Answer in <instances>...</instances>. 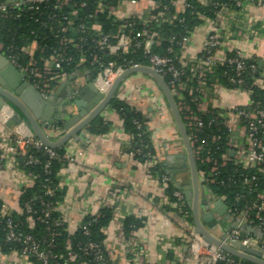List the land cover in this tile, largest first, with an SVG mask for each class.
<instances>
[{
    "label": "built area",
    "instance_id": "built-area-1",
    "mask_svg": "<svg viewBox=\"0 0 264 264\" xmlns=\"http://www.w3.org/2000/svg\"><path fill=\"white\" fill-rule=\"evenodd\" d=\"M146 1H150L146 11L134 10L126 13L130 7H137L141 1L115 0L114 2H109L108 0H93L94 15L108 12L119 22L124 17H132L142 27L137 34V37L141 39L135 40L127 36L125 32L126 25L123 23L118 29V35L111 42L108 36L101 34L100 25L93 23L90 30L96 35V39L92 42L101 51L100 53L109 57H117L129 53L132 49H142L146 58V65L132 62L120 64L115 60L103 63V55H92L91 64L97 65L95 74L91 78L94 88L100 94L105 95L115 79L124 71L140 66L149 67L162 78L168 76L170 79L166 85L173 92V95L179 99L176 107L179 115L180 113L183 114L185 129L189 130L187 138L193 159H199L201 163L210 162L208 158H201L203 146L196 145L198 140L197 132L205 126L202 117L205 114L212 113L210 109H215L214 117L208 124L220 120L221 125L229 132L225 154L222 157L220 166L227 162H232L234 165H240L244 168L257 167L264 174V107L253 105L248 99L249 89L245 86L244 79V74L247 71L254 75L256 67L254 64L247 65L245 62L247 59L236 47L237 41L257 43L263 39L264 27H258L253 23L252 10L254 8L264 9V0H195L202 7L208 6L210 15L196 12L201 23L188 36L184 37L181 42L176 43L180 47L179 53L175 52L171 44L167 48V53L163 55L152 52V47L159 45V37L155 26L160 22L172 24L177 21L182 23L183 19L178 16L183 14L190 5L187 0H171L170 5H160V3L153 0ZM51 4H53L52 9L59 12V14L53 15L50 19L53 23L59 21L55 28L59 29L62 34H66L60 37L59 45L72 44L73 47L79 50L75 35L76 33L82 34L86 28L84 24L75 25L73 18H76L86 7V1L76 4L71 0H0V19L9 18L11 16V8H18L19 13L15 15L18 18L23 11H37L40 5L48 6ZM65 6L69 8L67 14L61 12ZM156 7H159L160 10L155 13L151 12ZM123 12L125 13L123 14ZM56 16H60V18L58 19ZM208 27L210 28L208 29ZM195 34H198V37L201 38L200 51L189 62L192 66L190 69L191 75L185 81H182L184 67L187 66L188 62L180 58V51ZM78 39L81 43H86L87 41V38L83 36H79ZM173 41L174 37L170 39V43ZM45 52L46 48L41 46L38 41L24 40L21 48V54L24 59H20L17 56L8 55L4 45L0 42V55L25 77L43 100L49 99L54 84L61 83L69 77L65 72V65L73 61V58L64 51H53V53L48 55H45ZM175 60L178 61L179 66L175 65ZM84 62L85 58L81 54L78 62L73 66L74 74L80 71L79 67ZM218 67H228L230 70V74L224 73L228 84L227 87L217 82L205 83L206 77L213 74ZM193 77L196 80V92L198 95L186 102L184 94L187 91V84L192 83ZM252 86L264 87V76H260L256 80L254 78ZM221 88L244 93L246 104L232 109L219 108L215 104L210 105L214 103L213 97L217 96ZM137 91L138 88H131L129 91L124 90L122 92L117 90L115 96L119 100L128 103L131 93ZM142 92L144 91L142 90ZM145 92L147 93V91ZM75 95L76 92L72 91L69 98L73 99ZM149 102L157 114L163 113L167 108L166 101H158L155 97H149ZM190 104L194 105V108ZM13 115V110L8 106L0 108V224L1 222L3 223L2 239L4 244L14 245L10 247L8 252L3 251L0 245V259L15 256L18 260L27 264H33V259L41 264H50V259H54L58 264H90L80 260L78 253L72 247L70 239L65 241L63 253L58 255L51 254L47 249L52 247L51 241L46 246H42L31 234H22L17 229L13 217L14 214H25L27 227L33 230L34 220L47 224L50 214L57 213L60 219L53 220L51 225H48L45 230L53 239L58 236V233L51 231V227H63L64 231L72 234L81 226L84 217L90 216L93 219H97L100 216V210L106 208L111 211L112 220L116 223L118 240L124 248L123 264H157V260H153L142 237L137 236L135 232L130 233L128 237L123 235L122 222H118L121 215L122 196L115 191L110 190L105 194L97 191L93 193L92 204L95 209H83L80 213V220L75 224H68L70 203H67L64 198L54 206L46 205L40 212L41 215L32 218L36 211L33 210L32 205L28 201L21 204L19 198L24 190L38 179V174L30 169H22L21 166L32 167L39 164L38 158L32 155L33 151H40L48 157V160H63V169L57 174L60 179L58 187L62 188L65 185L62 181L63 176L77 175L78 159L83 152L79 150L74 153L69 149H65L62 155H58L53 148L43 145L38 139L34 138V134L23 123L8 125ZM146 118L148 126L149 118ZM45 127L60 133L64 130L63 127L57 125L46 124ZM81 133L86 141L92 136L86 128H83ZM233 134H237L239 137V140L237 142L234 141V144L232 143ZM137 153H139V150L135 151V154ZM129 154L132 156L134 153L129 152ZM144 157V162L137 163L146 178L157 185L162 194L161 205L176 212L179 216L182 231V235L179 237L182 240L181 246L178 248L177 254L174 255V259L172 261L168 260L166 264H170V262L173 264H216L219 262L241 264L240 261L243 260L235 257L238 261H234L232 259L234 256L226 253L220 247L205 241L201 235L196 233L193 223L188 219L189 212L183 210L185 199L182 193L174 191L168 195L166 190L170 179L166 176L158 177L152 175V169L158 163L155 155L146 154ZM48 163V161L45 163V167ZM218 167L213 163L206 178L202 174H197V177L204 194L212 201L222 200L228 206L232 217L231 221L233 223L226 222L221 225L222 233L219 239L226 245L237 242L247 248L264 250V231L261 223L262 214H264V193L259 192L251 206L244 207L239 212L238 217L234 218L231 207L226 203L225 199L213 196L211 191L207 189L208 184L215 182ZM254 180V177L245 179L247 188H251ZM45 191L47 195H51L49 189ZM3 193L9 194L10 199L2 198L1 194ZM241 197L236 196L235 201L237 202ZM250 211H255L254 219L260 221L259 224L253 225L252 220L249 219ZM147 216L148 212L143 209L139 210L134 216L137 219H143V226L140 230L145 227ZM164 223L167 224L168 221L165 220ZM84 234H88V230L85 227ZM79 249L84 255H92L93 264H107V261H112L113 255L111 252L107 250L104 252L96 243L89 242Z\"/></svg>",
    "mask_w": 264,
    "mask_h": 264
},
{
    "label": "trees",
    "instance_id": "trees-1",
    "mask_svg": "<svg viewBox=\"0 0 264 264\" xmlns=\"http://www.w3.org/2000/svg\"><path fill=\"white\" fill-rule=\"evenodd\" d=\"M73 3H80L86 1V7L80 12L76 18H73L74 24H84L86 30L82 34L75 35L76 42L79 45V50L72 46V44L59 45V39L63 35L57 27L58 22L53 23L51 17L53 15H58L59 12L52 9V5H40L37 11H23L20 14V17L15 15L19 13L18 8H11V16L7 19H0V42L4 45V48L8 55L17 56L20 59L23 58L21 54V48L23 46L24 40H36L41 46L46 48L45 55L54 52L64 51L68 56L73 58V61L68 65H65V72L68 76L74 74L73 66L78 62V58L82 54L85 58V62L80 65L79 69L85 71L89 78L95 74L97 65L91 64V57L94 54L103 55L102 62L105 63L110 60H115L117 63L124 64L128 62L137 63L146 65V58L142 49H132L129 53L125 55H119L117 57H109L106 54L100 53L101 51L95 47L93 40L96 39V35L90 30V27L93 23L100 25L101 34L108 36L112 42L116 35H118L119 27L124 23L126 25L125 32L128 37L135 40H140V37H137V34L142 29L141 25L132 17H124L120 22L115 19L114 16L110 15L108 12L99 13L97 15L93 14V0H71ZM109 2H114L115 0H108ZM141 2L143 0H140ZM160 5H170L171 0H153ZM150 2V1H148ZM190 5L183 14H179L178 17L183 19L182 23L174 22L168 24L165 22H160L155 26L159 37V45L152 47V52L160 55L167 53V48L172 44L175 52L179 53L180 47L176 43L181 42V40L188 36V34L198 26L201 21L198 18L196 12L204 13L210 15L209 7L200 6L195 0H187ZM160 7V6H159ZM159 7H156L153 13L160 10ZM147 10V9H146ZM64 14L69 12L68 6H65L61 11ZM60 18V16H56ZM53 23V25H52ZM53 32V33H52ZM56 36V37H55ZM79 36L87 38L86 43L79 42ZM174 37V41L170 43V39ZM24 59V58H23ZM247 65L254 64L255 74L252 75L248 71L244 74L245 86L249 89L248 99L259 107H264V87L263 86H252L255 80L260 76H264V69L259 70L257 63L253 59H247ZM175 65L179 66L177 60L174 61ZM192 66L190 63L184 67V73L182 75V81H185L188 76L191 75L190 69ZM228 67H218L217 70L206 77L205 83H220L223 86H228L226 75L227 72L230 74ZM169 77L165 76L163 80L166 84L169 83ZM187 91L185 92V100L189 102L190 99L196 97L198 94L196 92V80L193 77V81L190 84H187ZM76 99V95L73 98ZM175 104H178L179 99L173 95ZM191 105V104H190ZM109 109L115 112L121 124L124 128V131L130 139L128 146L129 152L134 153L132 155L133 159L137 162H144L145 155H155V151L152 147L151 139L149 137L147 118L141 112L137 111L130 104L125 103L119 100L116 96L110 101ZM194 108V105H191ZM215 109H210V112L205 114L202 117L204 121V128L197 132V143L196 145L203 146V152L201 153V158L210 159L209 163H201L199 159L194 158L195 168L198 175L202 174L204 177H207V173L213 163L218 167V172L215 175V182L207 185V189L211 191L213 196L224 198L226 203L231 207L232 215L234 218L238 217L239 212L246 206H251V204L256 200V196L259 192L264 193V174L260 171L259 168H244L240 165H234L232 162H227L223 166H220L222 163V157L225 154L226 142L229 138V132L224 126L221 125L220 120L208 124L209 121L214 117ZM183 120V114L180 113ZM62 126L63 123L57 124ZM111 124L108 121H105L102 117H95L86 127L88 132L92 135H102L105 134ZM186 134L189 135V130L186 128ZM139 150V153L135 154V151ZM54 151L58 155H62L65 152V145L54 148ZM32 155L37 157L39 164L35 166H21L22 169H30L38 174V179L33 182V184L24 190L21 194L19 200L20 203L30 202L36 214L32 218H36L41 215V211L45 208L46 205L54 206L56 203L62 201L65 195V188H59L58 183L60 181L57 176L58 173L63 169L64 161L61 159L48 160V157L42 154L40 151H33ZM49 162L45 167V163ZM152 175L154 176H166L170 179L169 186L166 190L167 194L170 195L174 191H178L175 188L173 177L167 172V169L163 166L161 162H158L152 169ZM254 177L255 180L251 188H247L245 179H250ZM46 189L51 191V195L46 194ZM236 196H242L240 200L235 201ZM184 211L189 212V221L192 222L191 211L187 207L186 203L183 207ZM255 211H250V220H252L253 225L259 224L260 221L254 219ZM25 214H14L13 220L17 229L22 234H31L33 238L40 243L42 246H46L50 241L52 242V247L47 248L48 251L53 255H58L64 252V244L67 239L71 240L73 249L78 253L81 261L92 263L91 254H82L80 247L83 245L93 242L98 244L101 249L105 252L106 248L104 245L105 235L102 232V229L106 227L111 219L110 209L103 208L100 210V216L97 219L93 217L86 216L82 219L81 226L76 229L72 234L67 233L63 230V227L53 228L51 231L57 232L58 236L51 239L48 233L45 231L48 225H51L52 221L55 219H60V216L57 213H51L48 223H41L34 220L33 230L28 229L26 222ZM262 229L264 231V214H262ZM122 231L125 237H128L130 233L136 232L143 226V219H137L134 216H125L122 219ZM84 227L88 230V234H84ZM3 223L0 224V245L2 250L8 252L12 244H4L2 236ZM177 245H180V242L177 241ZM168 259L173 260V255L168 254ZM234 261H238L235 257H232ZM241 264H251L246 261H240ZM33 264H41L40 262L33 259ZM50 264H58L54 259H50ZM107 264H112V261H107ZM216 264H225L224 262H219Z\"/></svg>",
    "mask_w": 264,
    "mask_h": 264
},
{
    "label": "crops",
    "instance_id": "crops-1",
    "mask_svg": "<svg viewBox=\"0 0 264 264\" xmlns=\"http://www.w3.org/2000/svg\"><path fill=\"white\" fill-rule=\"evenodd\" d=\"M148 4V1L143 0L137 7H130L126 13L134 10L146 11ZM252 17L256 26L264 27V9L254 8ZM200 43L201 38L198 37V34L193 35L188 44L180 51V58L189 63L199 54ZM236 47L246 59H255L256 63L260 62V67L257 65L259 70L264 69V30L261 41L257 43L237 41ZM68 79L70 82L67 85L61 86L64 81L54 84L49 97V108L52 110L64 109L62 114L73 111V99L69 98L72 91L76 92L77 99L84 94L88 85L93 84L89 75L82 70L69 76L65 81ZM131 88H138V91L131 93L128 104L149 118V137L157 161L163 164L175 183L191 189L187 154L172 114L168 106L163 113L157 114L149 102L151 96L157 98L158 101H165L161 90L155 80L144 73H133L125 77L119 84L118 92L129 91ZM142 90L144 92L141 93ZM213 101L214 103L210 105L215 104L219 108L232 109L244 106L246 97L242 92L221 88L217 96L213 97ZM98 117H102L111 124L105 134L92 135L86 141L80 131L78 135L81 141L71 138L64 144L65 149H69L71 152L76 153L79 150L83 152L78 159L77 175H65L62 179L65 183L63 186L65 188L64 199L70 203L68 224L77 223L83 209H95L92 204L93 193L97 191L105 194L110 190L115 191L122 196L121 215L118 222H121L125 216H135L141 209L146 210L148 212L146 225L142 229L143 231L139 229L135 234L144 239L146 248L150 251L153 260H157V264H166L168 260L170 261L167 257L168 254H172L174 259V255L177 254V250L181 246V244H176L177 241L182 242L179 238L182 235L179 216L176 212L161 205L162 194L157 185L146 178L137 161L129 154L130 139L115 112L107 106ZM40 118H42V114H39L41 121ZM46 124L56 126L59 123H43L41 130L49 141H57L65 134V130L60 133L45 127ZM238 140L237 134H233L232 143L234 144V141ZM1 196L6 200L10 199V195L7 193H3ZM222 218L214 214V224L211 227L214 228L217 235L213 233V230L210 231L211 227L203 222L208 231L217 238H220L222 233L221 225L226 223L222 221ZM165 220L168 221L167 224L164 223ZM226 221L233 223L231 219ZM216 223L218 225L215 228ZM102 232L105 235V248L113 255L112 264H123L124 248L118 240L116 223L111 219ZM0 264L27 263L18 260L15 256H10L0 259ZM170 264L173 263L170 262Z\"/></svg>",
    "mask_w": 264,
    "mask_h": 264
},
{
    "label": "water",
    "instance_id": "water-1",
    "mask_svg": "<svg viewBox=\"0 0 264 264\" xmlns=\"http://www.w3.org/2000/svg\"><path fill=\"white\" fill-rule=\"evenodd\" d=\"M260 64V62L257 63L259 67ZM137 72L144 73L155 80L182 139L189 164L191 189L190 187H182L175 182L174 185L179 192L183 193L185 203L191 211L192 223L196 233L201 235L205 241L220 247L223 251L238 259L251 264H264V250L247 248L237 242L226 245L219 238L213 236L207 227L203 225L204 222L208 227H211L214 223V214L223 217L222 221L225 222L232 219V217L228 206L222 200L212 201L200 188L186 130L173 99V92L166 85L163 78L149 67L140 66L127 69L115 79L105 95L100 94L93 84L88 85L83 92L84 94L72 102L73 111L62 114L64 109H50L49 99L43 100L25 77L0 55V108L8 106L14 112L8 125L23 123L34 134V138L38 139L43 145L54 149L64 145L71 138L80 141L79 132L87 127L109 105L117 93L120 82L128 75ZM69 82L70 79L64 81L61 86L67 85ZM39 114H42L41 121L39 120ZM64 118L66 119L64 120ZM47 122L63 123V128L67 132L59 140L49 141L41 130L43 123ZM242 227L245 228L244 225Z\"/></svg>",
    "mask_w": 264,
    "mask_h": 264
},
{
    "label": "rangeland",
    "instance_id": "rangeland-1",
    "mask_svg": "<svg viewBox=\"0 0 264 264\" xmlns=\"http://www.w3.org/2000/svg\"><path fill=\"white\" fill-rule=\"evenodd\" d=\"M217 223H218V222H217ZM217 223L215 224V228H216V227H217V225L219 224V223H218V224H217ZM213 224H214V223H213ZM209 230H210V231H211V230H213V231H214V228H212V227H211ZM213 231H212V232H213ZM213 233H215V235H217V233H216L215 231H214Z\"/></svg>",
    "mask_w": 264,
    "mask_h": 264
}]
</instances>
